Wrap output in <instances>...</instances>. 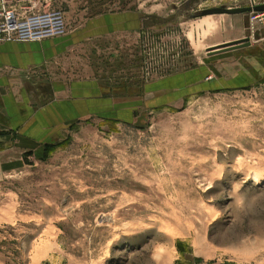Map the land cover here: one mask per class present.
I'll use <instances>...</instances> for the list:
<instances>
[{
	"label": "rangeland",
	"instance_id": "obj_1",
	"mask_svg": "<svg viewBox=\"0 0 264 264\" xmlns=\"http://www.w3.org/2000/svg\"><path fill=\"white\" fill-rule=\"evenodd\" d=\"M251 3L0 0V21L66 17L58 76L47 85L51 71L26 73L32 121L87 99L55 97L62 80L98 82L87 100L119 112L50 113L35 135L0 122V264H264V13L201 16ZM247 38L248 48L213 53ZM181 76L186 85L168 92Z\"/></svg>",
	"mask_w": 264,
	"mask_h": 264
},
{
	"label": "crops",
	"instance_id": "obj_2",
	"mask_svg": "<svg viewBox=\"0 0 264 264\" xmlns=\"http://www.w3.org/2000/svg\"><path fill=\"white\" fill-rule=\"evenodd\" d=\"M68 42V38L65 37L39 43L12 42L0 45V68L1 66L8 67L21 73L5 72L0 75V122L6 129L18 125L19 128L24 127L35 135L36 131L33 129L34 127L39 125L41 129H46L47 124L56 121V118L62 120L64 118H71L74 115L76 116L75 118H78L83 114H86L87 111L95 108H98V110L95 111L97 112L96 115L110 114L112 112L119 113L116 112V106H118V102L116 101H107L102 97H100L101 99H98L101 101L98 103L94 100L92 102L87 100L91 97H95L96 94L103 92L98 82L91 81L83 83L80 81H65L61 79L63 82L57 81L52 84L51 88L55 97L65 98L73 96V98L86 97L87 99L78 102L59 101L55 102V104H49L48 107L39 108L38 116L32 121L31 116L34 111L33 108L30 107L31 102H27L25 99L28 97V93L26 94L24 92H28L27 81L25 80L27 78L26 73H29L32 69L50 72V68L52 67L50 65H53L54 63L55 65H60L64 56H69L68 53L70 47ZM55 69L57 72H61L59 67H55ZM52 71L49 76H45L44 82L54 76H58V74H53ZM208 72V67H200L199 73L203 78L209 74ZM172 79H166L164 84L169 87L168 83ZM14 80H16L17 83ZM182 81H184V76H181V80L179 78V80L175 81L177 83L179 82L178 85L167 88L168 92H173L174 88V90L183 88L186 85V82L184 81L185 83H182ZM15 83L19 87H17L18 90L16 92H13L12 88ZM45 84L47 83L45 82ZM7 90H10V93H8ZM17 98H22V100H16ZM13 101L16 105L13 104ZM122 104L124 105L126 103L122 102ZM124 110L125 112H128L127 109ZM50 113H55L56 118L50 116ZM48 116L51 117L49 120H47ZM27 123L29 124L28 127L25 126ZM31 126L33 127L32 129ZM52 137L53 135L46 133L39 139V142L42 144H48L51 140L47 138L52 139Z\"/></svg>",
	"mask_w": 264,
	"mask_h": 264
},
{
	"label": "built area",
	"instance_id": "obj_3",
	"mask_svg": "<svg viewBox=\"0 0 264 264\" xmlns=\"http://www.w3.org/2000/svg\"><path fill=\"white\" fill-rule=\"evenodd\" d=\"M252 6H256L253 0ZM0 35L6 41L39 43L67 35V21L61 10L19 14L8 11L0 21Z\"/></svg>",
	"mask_w": 264,
	"mask_h": 264
},
{
	"label": "water",
	"instance_id": "obj_4",
	"mask_svg": "<svg viewBox=\"0 0 264 264\" xmlns=\"http://www.w3.org/2000/svg\"><path fill=\"white\" fill-rule=\"evenodd\" d=\"M251 14V13H264V4L257 5V6H250V7H243V8H235V9H228V8H214L211 10L204 11L201 16L205 17L208 15H240V14ZM251 46V41L249 38L239 40L236 42L228 43L222 46H219L218 48H222L224 50L219 51L221 52H228V51H235L243 48H248ZM217 53V52H213Z\"/></svg>",
	"mask_w": 264,
	"mask_h": 264
},
{
	"label": "bare ground",
	"instance_id": "obj_5",
	"mask_svg": "<svg viewBox=\"0 0 264 264\" xmlns=\"http://www.w3.org/2000/svg\"><path fill=\"white\" fill-rule=\"evenodd\" d=\"M251 4H252V3H251ZM223 48H224V47H222V48H218V47H217L216 49L213 50V52L220 53L219 51L224 50Z\"/></svg>",
	"mask_w": 264,
	"mask_h": 264
}]
</instances>
